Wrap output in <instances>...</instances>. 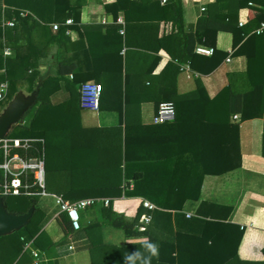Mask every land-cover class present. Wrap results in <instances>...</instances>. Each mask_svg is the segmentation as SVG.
I'll return each instance as SVG.
<instances>
[{
  "label": "crops",
  "instance_id": "0c3cea01",
  "mask_svg": "<svg viewBox=\"0 0 264 264\" xmlns=\"http://www.w3.org/2000/svg\"><path fill=\"white\" fill-rule=\"evenodd\" d=\"M232 1L235 0H179L180 21L176 24L170 13L151 5L157 2L162 7L168 0H149L145 10L135 14L144 18L131 22L124 21L122 11L114 19L111 14L88 13L86 9L112 5L116 0H85L81 22L76 24L68 11L55 12L50 0H0V76L4 74L5 59L13 55L15 47L24 55L29 48L40 45L38 28L32 30L31 36H27L29 31L15 33L12 29L14 19H8L6 11L19 6L22 16H34L29 9L42 15L40 24L48 26L53 35L54 24L66 29L57 42H49L46 57L37 61L40 80L56 76L58 56L75 68L74 74L64 77L66 81L81 85L86 80L85 83H97L102 89L98 110L83 111L78 121L67 122L73 125L74 134L55 135L47 156L42 138H15L36 140L31 149L40 153L45 170V195L38 197L51 216L43 227L39 248L28 243L18 252L16 244L4 247L8 241H1L0 264H113L116 256L109 250L139 246L142 238L148 236L128 237L108 225L101 216V210L107 207L134 223L138 230L148 226L155 238L169 231L167 220L154 217L153 221L155 212L170 214L173 232L183 235L201 236L207 222L233 225L244 230L238 249L241 259H264V113L259 116L251 112L244 120L240 114L237 120H233L234 115L226 118L223 97L219 102L201 106L203 119L188 124L187 129L171 125L174 115L162 123H153L155 102L160 97L189 94L198 84L209 100L218 98L227 87L233 92L251 94L246 58L233 54L232 43L237 35L216 34V49L229 56L214 70L208 71L211 55L195 51L197 47L212 49L202 43L210 7L217 19L227 12V4ZM257 1L256 6L261 7L263 0ZM249 15L247 7L238 11L235 32L246 25ZM68 19L72 24H65ZM258 29L255 34L264 32ZM183 36L189 45L194 44L192 65L168 55L179 57L178 42ZM162 37L165 40L161 41ZM6 50L11 55H5ZM17 85L20 93L30 94L24 85ZM69 89L61 81L50 103L58 105L67 100ZM3 104L5 108L8 103ZM29 120L26 118L20 125L27 127ZM232 124L238 125L240 166L228 170L234 157L233 135L228 128ZM81 128L91 134L81 132ZM125 131L127 163L123 155ZM122 166L126 169L125 178L124 170L121 177ZM57 198L68 203L93 202L92 207L79 213V228L89 227L86 238L83 234L77 236L78 229L73 228L70 235L65 234L64 225L70 220L61 212ZM143 201L154 209L145 208ZM148 216L150 220L145 223ZM95 223L102 224L97 227Z\"/></svg>",
  "mask_w": 264,
  "mask_h": 264
},
{
  "label": "trees",
  "instance_id": "16d2710c",
  "mask_svg": "<svg viewBox=\"0 0 264 264\" xmlns=\"http://www.w3.org/2000/svg\"><path fill=\"white\" fill-rule=\"evenodd\" d=\"M55 12L68 11L71 14L68 16L73 17V21L76 24L81 22L80 14L85 0H50ZM149 0H116L112 5H95L86 6L89 12H100L102 14H111L116 19L118 12L122 11L125 22H131L138 20V18H144L143 15L137 17L136 13L145 10L146 2ZM223 0H216L220 2ZM259 1L257 0H235L227 4V12L223 16L215 19L213 14V7H210L208 11L209 19L204 20L203 25V44L212 48V55L209 58L211 63L208 67V71L214 70L219 66L221 61L228 55L227 52H221L216 49L215 36L219 32L230 33L233 36L237 35L232 43V49H235L234 55L245 56L247 61V76L253 89L251 94L246 95L240 92H233L228 87L224 89L218 98L209 100L205 94L203 87L198 84L195 91L185 94L177 95L176 93L168 94L163 98H159L156 102V109L162 101L171 102L174 105V121L173 124L176 128H186L188 124L191 125L197 119H203L201 113L203 109L200 107L206 104L219 102L221 98H225L226 101V118L229 116L241 115V119H247L249 113L252 115H262L264 113V32L260 35L255 34V31L260 27L261 23H264V0L260 3V6H256ZM256 3V4H255ZM150 4V2H149ZM255 7L251 6L254 5ZM151 5L157 6L159 10L165 14H169L174 23L178 24L180 21V4L179 0H168V4L160 6L155 2ZM243 7L249 8L250 17L248 22L243 28L235 32V24L237 23V13ZM34 14L21 15L22 8L16 6L14 10L6 11L8 19H14V32H26L27 36H31L32 30L37 29L38 36L40 38L38 44L39 47L35 49L29 48L24 55L18 53L17 47H15L13 55L7 57L4 63V74L0 76V83L7 84V92L5 99L0 102H10L13 97L19 92L18 85H24L26 92L32 93L37 89L35 104L28 110L23 121L28 118V126L15 125L9 132L7 138H31L38 137L44 140V152L47 156L49 150V144L55 135L61 134H74L73 125L66 124L71 120H79L80 114L83 112L80 106V94L79 88L80 82H68L64 79L66 75L74 74L75 68L72 64L68 63L65 59H61L58 56L57 68L55 77H47L43 81L39 76V70L37 69V61L46 57V49L49 42H57L65 34V28L59 27L53 35L51 29L48 26L40 24L42 21V15H39L34 10L29 9ZM56 15L55 17H57ZM163 21V20H161ZM30 25V26H28ZM31 29V30H30ZM36 31V30H35ZM210 34V35H209ZM16 38V34H13ZM170 37V36H168ZM167 37V38H168ZM177 40V37L175 36ZM174 39V40H175ZM161 41L165 40V37L160 38ZM187 37L183 36L179 39V48L177 55L169 53L171 59L182 61H189L192 65V57L194 53V44L187 43ZM202 41V40H201ZM31 42V41H30ZM181 43V44H180ZM178 71V69H177ZM41 81V83H40ZM65 81L66 86L70 88L69 98L58 105H52L50 103V97L56 93L60 88V82ZM86 81V80H85ZM85 81L82 83L84 84ZM87 83V82H86ZM102 96V95H101ZM101 99V98H100ZM197 107V108H195ZM35 110V111H34ZM62 121V122H61ZM208 125V123H207ZM233 135L234 142V154L232 159V166L228 170L236 169L240 166V157L238 153V125H228ZM81 132H87L91 134V131L81 128ZM236 138V143H235ZM40 148V147H39ZM21 155L27 154V157H40V153L30 150L28 153L20 152ZM237 154V155H235ZM124 160L128 162V139L127 131H125V146H124ZM3 161L2 144L0 143V163ZM127 168V165L126 167ZM124 170V178L127 177L126 169ZM2 183V172L0 171V193ZM34 192L35 189L32 188ZM3 199L4 207L8 213L15 215H24L31 208L33 213L29 223L22 229L1 237L0 242L7 240L4 247L16 246L23 248L25 244L30 243L34 248H39L41 236L44 234L43 227L48 222L50 214L45 211V208L41 205L38 196H1ZM101 216L106 220L107 224L116 229H120L128 237L146 235L148 240L157 244L159 248L158 257H153L151 264H264L262 261H247L241 259L238 254V249L244 236V230L239 229L236 226L229 224H220L217 222H207L205 224L204 232L201 236L183 235L178 232H173L172 225L170 223V214H163L162 212H155L154 217L157 219L167 220L168 232L161 238H155L150 232L148 226L143 231L135 228L134 223H130L121 215L116 214L110 207L103 208L101 210ZM155 221V218L154 220ZM102 223H95L94 226L100 227ZM65 234H71L73 229L68 221L64 225ZM89 227L79 228L76 231V235L81 237L82 234L86 238L85 234ZM20 239L21 240L20 242ZM1 246V244H0ZM90 248V247H89ZM105 248V247H104ZM107 250L108 249H104ZM113 250V251H112ZM143 252L142 244L130 249H111L110 252H114L116 259L112 261L113 264H124V256L133 251ZM106 251V252H107ZM264 257V248L261 251ZM47 264H54L48 262Z\"/></svg>",
  "mask_w": 264,
  "mask_h": 264
},
{
  "label": "built area",
  "instance_id": "2783aa9c",
  "mask_svg": "<svg viewBox=\"0 0 264 264\" xmlns=\"http://www.w3.org/2000/svg\"><path fill=\"white\" fill-rule=\"evenodd\" d=\"M165 2V1H163ZM203 10V9H201ZM119 23H122V19H118ZM66 25L72 24V20L65 21ZM9 25H13L9 23ZM58 26L53 25L52 30L57 31ZM264 31V23H262L258 29V32ZM195 51L198 54L210 56L212 55V49L203 47H197ZM5 55L9 56L10 52L6 50ZM229 61V57L227 58ZM7 92V84H0V102L5 99ZM80 106L83 111H97L102 94L101 86L97 83L87 82L80 86ZM174 115V105L171 102H162L158 105L153 123H162L168 118H172ZM233 120H237L238 116L234 115ZM36 140L33 139H15L5 138L0 143L2 144L3 161L0 163V171L2 172L1 183V196H43L44 183H45V170L44 160L41 157H27V154L21 155L20 152L28 153L33 148V143ZM32 188L35 191H32ZM56 203L59 206L61 212H64L70 222L73 229H79V213L84 209L90 208L93 205L92 201L82 200L75 203H68L60 198L56 199ZM143 206L149 210L154 209V206L150 203L143 201ZM107 205V202H105ZM150 217L145 219V223H148ZM34 257H38L33 253Z\"/></svg>",
  "mask_w": 264,
  "mask_h": 264
},
{
  "label": "water",
  "instance_id": "95a60500",
  "mask_svg": "<svg viewBox=\"0 0 264 264\" xmlns=\"http://www.w3.org/2000/svg\"><path fill=\"white\" fill-rule=\"evenodd\" d=\"M37 89L29 95L18 92L0 113V141L5 139L11 128L23 123L25 113L35 104ZM33 213L31 208L24 215L8 213L0 197V238L12 234L29 223Z\"/></svg>",
  "mask_w": 264,
  "mask_h": 264
},
{
  "label": "clouds",
  "instance_id": "9594fccd",
  "mask_svg": "<svg viewBox=\"0 0 264 264\" xmlns=\"http://www.w3.org/2000/svg\"><path fill=\"white\" fill-rule=\"evenodd\" d=\"M143 249L141 252L139 250L128 253L124 256V264H151L153 257H158L159 248L158 245L149 241L148 238H142Z\"/></svg>",
  "mask_w": 264,
  "mask_h": 264
},
{
  "label": "rangeland",
  "instance_id": "374dc122",
  "mask_svg": "<svg viewBox=\"0 0 264 264\" xmlns=\"http://www.w3.org/2000/svg\"><path fill=\"white\" fill-rule=\"evenodd\" d=\"M3 105H4L3 103L0 104V112L4 109V108H3ZM28 118H29V117H28ZM12 128H13V127H12ZM12 128H11V130H12ZM11 130H10V131H11Z\"/></svg>",
  "mask_w": 264,
  "mask_h": 264
}]
</instances>
